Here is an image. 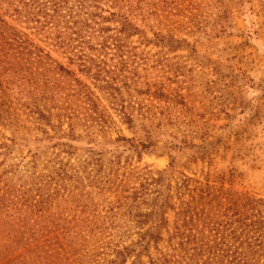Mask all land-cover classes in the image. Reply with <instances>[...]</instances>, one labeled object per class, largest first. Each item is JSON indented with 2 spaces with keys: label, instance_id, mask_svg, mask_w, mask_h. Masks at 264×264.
<instances>
[{
  "label": "rangeland",
  "instance_id": "rangeland-1",
  "mask_svg": "<svg viewBox=\"0 0 264 264\" xmlns=\"http://www.w3.org/2000/svg\"><path fill=\"white\" fill-rule=\"evenodd\" d=\"M17 7L0 213L24 240L0 264H187L177 227L204 232L200 264H264V0H101L123 57Z\"/></svg>",
  "mask_w": 264,
  "mask_h": 264
},
{
  "label": "trees",
  "instance_id": "trees-1",
  "mask_svg": "<svg viewBox=\"0 0 264 264\" xmlns=\"http://www.w3.org/2000/svg\"><path fill=\"white\" fill-rule=\"evenodd\" d=\"M100 1L101 0H19L23 9L17 7L15 11L22 14L23 10H25L28 19L38 23L54 22L55 20L61 19L59 22L67 25L69 29H72L77 37L84 39L88 36L91 38H101V44L104 48H112V46L115 45L120 51L121 57H123L124 44L122 43V38L117 34L110 33V27L104 25L108 20V17H104L97 11ZM72 3L73 6H70ZM91 8H94V10ZM63 11H67V13H64ZM113 15L115 16V13H113ZM25 36L26 35L22 34V32L8 25L6 21L0 19V86L2 87H5L3 77L11 73L9 68V65L11 64V55L10 57L8 56L9 49L7 45H10L11 47H23L25 44L23 37ZM108 74L113 75L116 73L113 69H106L105 67L100 66L99 75L101 77L104 75L103 79H106ZM116 80L117 78H113L112 82L106 80L107 88L116 91ZM7 83L15 84L10 80H8ZM6 89H8V87L5 89L0 88V90ZM11 89L13 90V88ZM2 204L3 202L0 203V209H3ZM180 215L183 216L184 226L192 224L193 227L196 225L194 217L195 213L192 212L191 209H185ZM196 215L198 216V213H196ZM2 217L3 216L0 213V259L4 260L9 258L13 252L19 248L24 240V236L21 235L23 239L16 236L14 232L17 224L11 222L10 218L3 219ZM177 229L176 235L181 239L180 245L189 254V261L187 264H200L196 259L200 253L206 251L203 247L207 245V242L202 239L204 232L198 230L196 233L186 234L185 232H180V227H177ZM24 233L25 232H23V234ZM153 235L157 236V240L161 238L160 235H156V233ZM220 244L221 243H218L216 245L218 246ZM207 247L212 249L210 245ZM222 254L223 253H218L217 255L210 257L211 259L204 261L203 264H232V262L228 261L229 255ZM22 257L23 256L20 255L14 259H8L5 264H26L27 262L22 259ZM242 260H244V264H248V260L244 258H241L238 262H241ZM151 264L160 263L159 261H152Z\"/></svg>",
  "mask_w": 264,
  "mask_h": 264
}]
</instances>
